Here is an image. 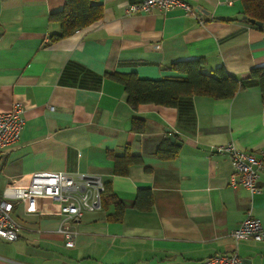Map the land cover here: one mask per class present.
<instances>
[{
  "label": "crops",
  "instance_id": "0c3cea01",
  "mask_svg": "<svg viewBox=\"0 0 264 264\" xmlns=\"http://www.w3.org/2000/svg\"><path fill=\"white\" fill-rule=\"evenodd\" d=\"M140 1L98 0L99 20L51 41L60 26L50 14L65 0H0V112L20 103L24 120L19 140L0 154V195L40 170L98 175L106 187L103 208L75 223L73 247L57 232L61 216L17 202L18 237L0 238V264H202L233 251L244 264H264V241L231 236L247 210L264 226V170L252 195L229 184V155L215 151L233 144L264 159V105L250 75L264 65V28L243 21L240 0H183L193 13H126ZM199 56L205 72L223 66L241 82L233 97L131 107L108 76H178L171 62ZM170 136L177 153L160 159L156 149ZM126 153L141 163L115 174L110 154ZM141 188L150 205L137 199Z\"/></svg>",
  "mask_w": 264,
  "mask_h": 264
},
{
  "label": "built area",
  "instance_id": "2783aa9c",
  "mask_svg": "<svg viewBox=\"0 0 264 264\" xmlns=\"http://www.w3.org/2000/svg\"><path fill=\"white\" fill-rule=\"evenodd\" d=\"M179 8L193 13L191 6L183 0H141L126 6V13L146 12L152 9L170 10ZM52 108V107H51ZM23 108L15 103L6 112H0V154L15 144L24 125ZM217 152L229 155L232 172L229 184L242 185L250 194H258L259 171L264 170V159L233 144L217 146ZM104 183L98 175L83 172L40 170L33 172L25 181L7 185L0 195V238L14 241L18 237V225L13 218L14 206L22 202L30 213L55 214L61 216L57 232L66 247H73L77 237L75 223L87 211L102 209ZM232 238L264 241V226L251 210H247L240 225L231 232ZM202 264H244L236 251L215 254L205 258Z\"/></svg>",
  "mask_w": 264,
  "mask_h": 264
},
{
  "label": "trees",
  "instance_id": "16d2710c",
  "mask_svg": "<svg viewBox=\"0 0 264 264\" xmlns=\"http://www.w3.org/2000/svg\"><path fill=\"white\" fill-rule=\"evenodd\" d=\"M243 7L244 22L250 23L249 19L260 21L264 24V0H240ZM101 18V5L98 0H65L64 6L50 14V20L59 23L60 31L50 37L56 41L70 36L75 31L85 28ZM259 27V26H256ZM263 28V27H259ZM205 58L202 56L188 60L171 62L167 68L175 71L178 76H168L161 79L139 78L135 73H111L108 76L119 82L126 94L131 107L143 103L176 107L182 97L193 95H207L216 99H227L241 88V82L232 74L228 73L223 66H218L209 72L204 71ZM250 75L260 87L261 100L264 105V65L254 67ZM177 153L175 143L168 139L161 141L156 149V156L160 159L174 157ZM114 160V173L124 175L132 164H140L138 156L129 153L118 156L110 154ZM106 187L104 185V191ZM102 193V208H103ZM143 195L147 199V205L151 204L149 189L138 190L137 199ZM121 203L116 202L118 209Z\"/></svg>",
  "mask_w": 264,
  "mask_h": 264
},
{
  "label": "water",
  "instance_id": "95a60500",
  "mask_svg": "<svg viewBox=\"0 0 264 264\" xmlns=\"http://www.w3.org/2000/svg\"><path fill=\"white\" fill-rule=\"evenodd\" d=\"M243 18H244V19H247L246 16H243ZM249 21H250V23L255 24L256 26H259V27H263V28H264V24H263L262 22H260V21H255L254 19H249ZM170 140H171L173 143H175L176 145H180V142H179V141H176V140L174 139L173 136H170ZM243 262H244V261H243ZM244 263H245V262H244Z\"/></svg>",
  "mask_w": 264,
  "mask_h": 264
}]
</instances>
